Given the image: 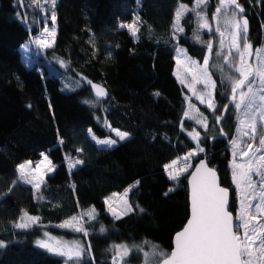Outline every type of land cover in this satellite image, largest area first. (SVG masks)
Wrapping results in <instances>:
<instances>
[{"label": "trees", "instance_id": "1", "mask_svg": "<svg viewBox=\"0 0 264 264\" xmlns=\"http://www.w3.org/2000/svg\"><path fill=\"white\" fill-rule=\"evenodd\" d=\"M192 3L57 0L55 46L45 57L30 50L35 60L27 66L20 47L38 33L40 11L24 0V22L17 16L15 0H0V241L5 244L0 247V264H64L38 248L36 241L43 237L44 226L64 223L89 209L97 214L88 226L92 258L80 264H113L105 253L111 244L135 247L149 241L170 253L173 236L189 216L188 189L187 177L174 188L165 166L195 149L188 135L194 128L203 135L208 165L230 190L229 207L235 216L227 169L231 159L227 135L235 126L228 115L232 104L221 120L224 136L215 122L216 134L206 135V130L185 118L188 100L174 73L176 43L198 61L206 54L205 46L194 36L191 14L182 19L183 33L175 39L176 9ZM131 23L139 29L135 37L120 27ZM250 23L248 37L251 46L257 47L262 39L264 0H260L258 17ZM52 55L64 61L65 70L50 61ZM79 76L91 83L80 81ZM94 83L107 92L97 107L88 103L96 98L91 90ZM217 90L221 107L217 113L222 116L229 99L223 96L221 83ZM199 108L211 116L207 108ZM108 125L129 137L99 149L88 131L99 138L112 137ZM43 152L55 171L45 180L42 200L36 201L33 189L18 182L17 168L25 161L39 160ZM76 160L82 163L69 172L68 162ZM129 188L132 212L111 219L106 198ZM25 211L38 217L39 224L15 227ZM100 226L105 229L103 234L98 232ZM48 230L61 234L53 227Z\"/></svg>", "mask_w": 264, "mask_h": 264}, {"label": "snow or ice", "instance_id": "2", "mask_svg": "<svg viewBox=\"0 0 264 264\" xmlns=\"http://www.w3.org/2000/svg\"><path fill=\"white\" fill-rule=\"evenodd\" d=\"M36 3L38 7H43V4H40L39 0H36ZM44 3L53 9L50 13V19L54 24L56 21L54 9L57 0H44ZM204 3H206V0H196L197 8ZM222 9L226 13L225 23L236 30L232 37V45L239 54L238 58H234L233 61L234 71L239 73V78L235 76L228 78L231 82V102L234 104L236 110L242 111V118L239 119L241 129H237V131L240 132L244 125L249 130L242 133L249 137V143L246 148L241 149L240 143L237 140L231 141L233 146L232 180L237 190L239 205L238 214L235 218L236 223L233 221L232 213L228 210L229 190L218 184L216 172L208 168L201 161L200 168L196 171L199 174L201 169H203V175H194L192 177L191 219L188 221L187 226L176 234L175 249L172 252L165 253L163 250H160L159 253H154L165 257L163 264H264V224L259 223V219L264 218V127L261 130L262 134L258 146H254L251 142L256 138L257 116L260 117L261 123L264 125V94H258L264 93V48L255 51V58L258 61L255 67L248 64L245 56H253V52L251 51L252 46L247 43L248 21L243 17L239 20L237 19L238 14L243 13L244 9L238 3V0H219L215 8V14L219 15ZM229 9H231L230 12ZM185 11H188L187 6L180 5L176 12L175 27L177 31H183V28L180 27V18ZM192 11L196 12V8H193ZM196 15L201 19V27L208 28L211 31L212 29L206 16V9L203 14L196 12ZM120 27H126L134 37L139 31L135 23L122 24ZM43 32L47 35H42L35 42L44 48L54 47L56 29L54 27L51 29L45 27ZM241 39L245 41L243 51H241L239 43ZM208 47L210 51L211 45L208 44ZM60 63L64 64V61L60 60ZM203 64L202 74L204 80L214 88L215 82L211 81V77L207 72L208 60L205 59ZM220 70L223 71L222 68ZM194 79L196 78L194 77ZM181 83H183V80H181ZM246 85L247 91H240L239 100L237 101V91L243 89ZM92 87L96 90L98 97L107 96V92L102 87L97 85H92ZM155 95H159V93ZM198 98L201 100V103H204L203 95ZM87 102L85 101V103ZM254 106L256 108L255 111H253ZM207 107L215 111L211 94L208 96ZM223 109L227 110V105H224ZM243 117H249V119L245 120ZM221 118V116L217 115L216 120L219 121ZM206 119V117L203 119L198 118L197 122L207 128ZM108 127L111 128V125H108ZM112 131H115L116 136L120 140L126 139L129 135L127 132L117 129H112ZM89 132L91 133L92 130L89 129ZM249 132L251 133L250 135ZM198 135V133L194 135L193 139H196ZM93 139L96 140L97 144L109 147L117 143L115 139H97L95 135H93ZM60 142L63 143L62 140ZM199 150L203 151L202 148ZM191 155L192 153H189V156ZM237 155L241 157L242 162L237 163ZM41 156H43V159L37 162L35 168L32 167V161H25L19 164L17 168L19 180L26 184H32L37 190L40 189L41 184L44 182L45 173L55 170V166L48 156L44 153H41ZM244 157H247V160H244ZM79 163H82V161L76 160L71 166L74 167ZM165 167L166 169L171 168L172 165H166ZM36 173H39V175H36ZM253 174L259 177L258 181L253 179ZM168 175L172 180L178 179V176L173 174V172H169ZM136 184L138 185L139 181ZM257 184H259V187H257ZM128 191H131V188L125 191V197ZM254 200H258V203L253 204ZM137 207L139 206L137 205ZM131 210L132 206L127 205L126 211ZM140 210L143 211V209ZM94 211L93 209L88 215L92 217ZM116 218L119 219V215ZM38 219V217L31 216L25 211L20 217V222L15 227L27 228L29 227L28 222L36 223ZM76 219V217H72L71 220L59 225V227H73V221ZM253 221H257V223L253 224ZM73 230L78 232L84 231L80 226H75ZM241 230H243L242 233ZM100 231L103 232L104 228L101 227ZM45 235L48 234L45 233ZM85 235H87L86 232ZM49 239L51 240L52 238L49 237ZM36 243L39 247L53 254L65 257V264L69 260L78 261L84 252L82 246L75 241L71 245L61 241H56L55 244H52L45 240H38ZM4 246V242L0 241V247ZM116 249V259H114L113 264H118V261H122L123 257L129 252L127 245H118ZM145 264H148L147 259L145 260ZM157 264H159V261Z\"/></svg>", "mask_w": 264, "mask_h": 264}, {"label": "rangeland", "instance_id": "3", "mask_svg": "<svg viewBox=\"0 0 264 264\" xmlns=\"http://www.w3.org/2000/svg\"><path fill=\"white\" fill-rule=\"evenodd\" d=\"M208 1H210V0H206V3L202 4L200 7L197 8L196 0H193L191 7L187 6L188 11H185L180 18V27H182V19L187 14L192 15V22H193V24H195V28H196L194 31V36L196 35V37H199V42L201 44H203L206 48V54L204 56V59L202 61H198L197 59L191 57L186 52V50L184 48L180 47L175 42L176 43V47H175L176 48L175 49L176 65H175V72L174 73H175L176 78L180 82V84L184 87L185 93H186V95H185L186 100H188V103H187L188 107H187V110L185 113V118H188L189 120H192L193 122H195V124L200 126L202 128V130H206L205 131L206 135L212 136V135L216 134V128H215L214 122L215 123L217 122V120H216L217 115L220 116V114L217 113V111L221 110V107L218 106V103H217L218 102L217 101V99H218L217 98V92H218L217 86H218V83H221L224 86L223 96L225 97L226 100L230 99V97H231V91H230L231 82L228 78L230 76H235V77L239 78V73L235 72L234 68H233L234 58H238L239 54L237 53L236 48L232 45V37L236 31L235 28H233L230 25H227L225 23L226 13L224 12L223 9L219 15L215 14V8L217 7L219 0H215L213 3L210 1V4ZM23 3H24V0H15L16 7L18 9L17 16L21 20L26 22V20H27V18H25L26 14L25 13L22 14V12H21V9H23ZM30 3L32 6L38 7L36 0H30ZM39 3L43 4L42 8L38 7V9L40 11L39 18H38V20H39V31L37 34L33 35L28 40H26L20 47L22 61L27 66L32 65V62L35 60V56L45 57L46 52L51 49V48H44L35 42V41L39 40L42 35L43 36L47 35L46 33L43 32V29L45 27H48L49 29L54 27L56 29V21L53 24V22L50 19V13L53 11V9H51L48 4H45L44 0H39ZM238 3L243 7L244 11H243V13L238 14L237 19L239 20L241 17H245V16L248 18L247 43L251 44L250 39L248 37L249 32L252 28V24L250 23V20L253 17H258V6L260 3V0H238ZM180 5H184V4H180ZM179 6L177 7L176 12H177ZM193 8H196V12H201L202 14L204 13V10L206 9V16H207V20L210 24V27L212 29L211 31H209L208 28L201 27V19H200V17H198L196 15V12L192 11ZM54 11H55V9H54ZM230 11H231V9H229V12ZM175 17H176V13H175ZM175 17H174V23H175L174 27L176 25ZM261 28H262L261 29V31H262L261 43L257 47H252L253 56H252L250 64L253 67H255V65L258 63V61L255 58V51L257 49L264 48V24ZM175 29H176V27H175ZM217 29H218V31H217ZM182 33H183L182 31L176 30L175 39L177 40V37H179ZM221 33H223V35H221ZM49 40H50V38H49ZM239 43L241 46V51H243L245 41L243 39H241ZM208 44L211 45L210 51H209ZM30 50L33 52V54L35 56L31 55ZM205 59L208 60L207 72H208L209 76L211 77V81L215 82L214 88L212 87V85L210 83H208L204 80V77L202 74V70L204 68L203 61ZM60 60L61 59L56 57L55 55H52L50 57V61H52L54 64H56L57 66H60L63 70H65L64 69L65 63L61 64ZM225 61H227V63H225ZM221 68L223 69V71L220 70ZM194 77L196 79H194ZM78 78L80 79V81H83V82L89 84V81L86 80L84 77L79 76ZM181 80H183V83H181ZM217 80H219L220 82H218ZM256 87H258V85H256ZM240 91L246 92L247 91V85L243 89L237 91V94H236L237 101L239 100ZM209 94H211L212 103L214 105L215 111H213V109L207 107ZM258 94H264V93H258ZM201 95H203L204 103H201V100L198 98ZM101 102H102V100L96 99L93 97L92 99H90V101L88 103H90L94 107H97V106H101V104H100ZM258 103H259V101H258ZM199 106L200 107L203 106V107L207 108V110H209V112H211L210 114L212 116V122H213L212 124L210 123L211 116L206 115L204 112H202L200 110ZM255 110H256V108L254 106L253 111H255ZM228 115H230L232 120H234L235 126L233 128V132L231 134L227 135V139H228L227 145L229 147V153H230V157H231L227 169L229 171V180L231 183V189L233 190V194H234L235 201H236V209L238 210L239 205H238V199H237V190H236L235 184L233 183V180H232L231 164H232V160H233V154H232L233 153V146H232L231 141L237 140L240 143L241 149L246 148L247 144L249 143V137L243 135L242 133L244 131H249V130L247 129V126L244 125L240 132L237 131V129H241L239 119L242 118V111L236 110L233 103L231 105V108H230ZM205 117L207 118L206 119L207 128H205L201 123L197 122L198 118L203 119ZM243 118L245 120L249 119V117H243ZM256 119H257L256 138H255V140L251 141L254 144V146H258L259 139H260V136L262 134L261 130H262V127H264V125H262V123H261L260 117L257 116ZM106 127H108V126H106ZM109 129L112 131L111 128H109ZM112 132L114 134L112 137H104V138L96 137V138L97 139L112 138V139H115L117 141V143L119 141H123V140H120V138L118 136H116L115 131H112ZM197 133L199 134L198 137L196 139H193V136L196 135ZM250 134L251 133L249 132V135ZM88 135L92 139V141L97 145V147H99V149H105V147H109V146L97 144L96 140L93 139L94 134L92 132L90 133L88 131ZM188 135L195 144V149L193 151L189 152V153H192V155L189 156V153H187L186 155H184V156L176 159L175 161H173V162H175V164H173V162L170 163L169 165H172L171 168L166 169V167H165L166 176L172 182L174 188L177 187L179 182L183 178H186L188 176V174L191 172V170L193 168V162L206 155L204 152V146L201 143V138L203 135L200 133V131L198 129L195 130V128H194L193 131L188 132ZM128 137H129V135H128ZM110 147H112V146H110ZM201 148L203 149V151L199 150ZM43 153L46 156H48V154L46 152H43ZM250 155H251V153H250ZM257 155H259V153H257ZM185 157H187V159H185ZM48 158H49V156H48ZM42 159H43V156H41L40 159L37 161H32V167L35 168L37 162L41 161ZM243 159L247 160V157H244ZM236 161H237V163L242 162L241 157L239 155L236 156ZM68 163H69V165H68V171L69 172H71L74 168H76L75 166H79L81 164V163H79V164H76L74 167H72L71 165L74 163V161H70ZM185 165H187V167H185ZM54 171L45 173L44 182L41 184V187L39 190L34 188L32 184H26V183H23L22 181H20L19 180V172L17 170L18 182L20 184L25 185V186L31 187L34 191L35 200L39 201V200H42V198H43L41 193H42V189L44 188L45 180L47 177L53 175ZM169 172H173V174H176L178 176V179L177 180L170 179L169 175H168ZM36 175H39V173H36ZM253 179L255 181H258L259 177L255 176L253 174ZM257 187H259V184H257ZM129 192L130 191H128L126 197L124 195L125 194V192H124L123 194H117V195H113L111 197L106 198V200H105V202H106V213L109 215V217L111 219L116 220L117 215H119V217L122 218L125 215L132 212L133 207H132L131 211H126L127 205H131L130 199H129ZM256 203H258V200L253 201V204H256ZM92 210L93 209H89L86 211H80L76 216H74L77 219L75 221H73V227H59V225L64 224L66 221L64 223H61V224H58L55 226H44L45 231L43 232V237L40 238L39 240H45V241H48L49 243H52V244H55L56 241H61V242H67L69 245H71L73 241L78 242L82 246V248L84 249L83 255L81 256V258L78 261L77 260H69V261H67V264H80V263L84 262L85 260L92 258V252L90 250L91 243H90L89 238H88V234L90 233L89 231L91 229L88 228V226L90 223L95 222L97 219L96 211L93 212L92 217H90L88 215V213L92 212ZM237 210L235 212V218L238 214ZM69 220H71V218ZM69 220H67V221H69ZM28 223H29V227H32V226L38 225L39 220L36 223H31V222H28ZM234 223H236V219L234 220ZM256 223H257V221H253V224H256ZM259 223L264 224V218L259 219ZM75 226L82 227L84 231L78 232V231L73 230V228ZM49 227H51V228L53 227V228L57 229L59 231V233H61V234H53L52 232H50L48 230ZM101 227L102 226L98 227V232L103 234L105 229L103 232H101L100 231ZM63 231L69 232L70 235L62 233ZM242 231L243 230H241V233H242ZM85 232L87 233V235H85ZM45 233H47L48 235H45ZM49 237H51L52 239L50 240ZM89 245H90V248H89ZM118 245H126V244H115V245L111 244L109 247H107V251L105 252L109 256V260L111 259L112 263H113L114 259H116V251H117L116 246H118ZM36 246L38 248H40L41 250H44L53 256H57V257L61 258L65 264V260H66L65 257L53 254V253L49 252L48 250L39 247L37 245V243H36ZM128 248H129L128 254L123 257L122 261H118L119 264H145L146 259L148 261V264H157L158 261L160 262L165 258L162 255L154 254V253H159V251L162 249L160 247H158L157 245L150 243L149 241H144L140 245L135 246V247L134 246H128ZM131 256H134V258L132 260H129Z\"/></svg>", "mask_w": 264, "mask_h": 264}, {"label": "water", "instance_id": "4", "mask_svg": "<svg viewBox=\"0 0 264 264\" xmlns=\"http://www.w3.org/2000/svg\"><path fill=\"white\" fill-rule=\"evenodd\" d=\"M243 18H246L247 21H248V18H247L246 16L243 17ZM247 30H248V25H247ZM251 51H252V48H251ZM252 52H253V51H252ZM251 59H252V56H251V57H248L247 55L245 56V60H246V62H247L248 64L251 63ZM92 85L100 86V87H102V88L106 91L105 87L102 86L101 84L94 83V84H92ZM92 85H91V90H92L93 95H94L96 98H99V99L103 98L104 96H102V97H98V96L96 95V90L92 87ZM238 91H239V90H238ZM231 101H232V96L230 97V99L228 100V102H227V104H226V105H227V108L232 104ZM225 112H226V110L223 109V111H222V116H221L222 118H221L219 121L216 122V126H217L218 129H219L220 136H224V132H223V131L221 132V130H222V128H221V120L223 119ZM201 161H203V163L206 164L208 168H211V169H213V170L216 172L217 182H218V184H219L221 187H223L222 184H221L220 177H219V175H218L217 170H216L215 168L210 167V166L208 165V160H207L206 157L200 158V159L195 163V165L193 166L191 172L188 174V176H187V178H186V185H187V189H188V212H189V216H188V219H187L186 223L184 224L183 228L187 226L188 221L191 219L192 177H193L194 175H203V172H204L203 169H201V172H200L199 174H198L197 171H196L198 168H200ZM223 188H224V187H223ZM230 196H231V193H230V190H229V196H228V210H229V211H230V207H229ZM230 212H231V211H230ZM231 213H232V212H231ZM232 215H233V213H232ZM234 220H235V216L233 215V221H234ZM183 228H182L180 231H178L177 233L181 232V231L183 230ZM177 233H176V234H177ZM176 234H175V235L173 236V238H172L171 251H170V252H172V251L175 249V237H176ZM118 264H119V263H118ZM159 264H163V260L160 261Z\"/></svg>", "mask_w": 264, "mask_h": 264}]
</instances>
